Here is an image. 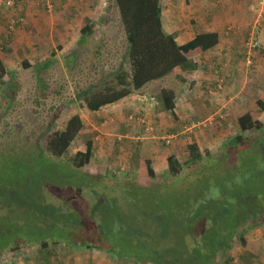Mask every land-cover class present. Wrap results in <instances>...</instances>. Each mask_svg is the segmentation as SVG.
<instances>
[{
    "label": "rangeland",
    "instance_id": "rangeland-1",
    "mask_svg": "<svg viewBox=\"0 0 264 264\" xmlns=\"http://www.w3.org/2000/svg\"><path fill=\"white\" fill-rule=\"evenodd\" d=\"M63 1L33 0L39 2L38 13L31 18L38 30L33 28L34 24H23L21 20L18 29L16 18H12V24L5 25V35L11 33L14 36L16 29L22 32L17 39L21 48L14 46L8 52L17 54L10 70L19 86L14 88L16 84H11L3 92L1 88L8 78L0 80V199L21 207L0 209V252L16 241L27 240L30 233L37 234L24 223L29 221L37 229L36 223L31 222L36 216L26 208H38L32 194L38 187L50 198L49 203L55 209H52L53 219L59 202L68 208L63 216H67V221L75 228L65 230V236L72 234L77 243H89L92 248L74 244L78 246L71 250L68 245L71 238L68 237L58 249L52 250L57 252L55 257L52 252L42 256L35 247H22L16 254L4 252L0 264H140V261L145 264H209L215 250L226 241L215 234L224 229L229 236L232 225L228 216L227 222L221 221L218 227L208 230L201 225L203 218L207 220L211 209L221 211L224 205L228 212L237 208L242 214L246 213L241 209L242 202L228 205L230 198H236L241 191H236L232 197L235 190L229 181L222 180L220 173L225 171L223 177L227 181L229 175L236 174L234 171L241 172L239 167L245 164L244 157L252 156L248 152H254L253 159L258 163L264 158V151L248 148L244 136L242 141H229L239 133L237 116L255 107L258 100L264 102V93L255 85L256 81L261 86L264 83L262 60L257 65H251L254 60H248L251 66L246 77L243 76L242 86L246 85V90L241 98L235 99L237 93L233 92L227 98L222 94L219 96L227 105L224 109L222 103L215 104L218 95L216 101H211L216 107L212 109L210 101H200L202 97L193 93L189 95L188 103L200 106L206 116L195 119L188 113L190 118L179 123L183 120L179 117L175 120L172 114L155 118L154 114L135 115L131 116V121L143 125L144 133L113 132L107 128L109 119L106 117L102 119L105 124L100 122L95 126V115L74 98L80 90L98 82L95 76L100 69L93 64L97 63L93 54L97 45L102 46L104 56L110 59L109 66L113 65L112 69L106 65V72L112 71L121 58L123 36L117 11L111 12L112 3L106 0H73L83 9L87 8L79 14L81 9L76 5L64 10ZM162 3L166 4V0ZM182 8L163 12L166 31H172L171 27L177 24L183 26L187 40L195 32L208 29L200 28L199 20L192 19L194 15ZM174 17L175 21H172ZM99 19L100 22L94 24ZM67 24H71L68 30L65 29ZM85 24H93V30L80 44V30ZM29 48L35 56H29ZM2 52L0 44V54ZM25 60L29 68L24 67ZM44 60H49V66L37 74L36 64ZM160 81L148 85L142 97L134 92L131 103L145 102L148 107L149 103L155 104L156 96L168 86V79ZM183 84L175 82L171 89L178 92ZM154 85L160 91L152 89ZM65 102L69 103L61 111L54 129H62L67 118L78 114L84 130L69 148L70 161L64 158L56 166L54 158L40 153L39 145H43L40 131L44 132L51 116L57 114V109ZM181 115L185 116L177 110L175 116ZM261 122L264 123V113ZM254 133L249 132L246 137ZM135 137L139 140H131ZM36 140H40L39 145ZM88 142L93 148V157L80 170L69 172L66 165L70 167L73 156L79 151L84 152ZM127 143H132L135 149H126ZM193 144L200 151L202 160L189 168L185 163L191 154L188 147ZM223 151L226 152L222 154ZM170 155L183 166L184 173L176 180L168 179L167 170L161 172L165 158ZM146 157L156 161L157 178L148 189H141L135 184L136 170L139 160ZM40 160L46 163L42 174L37 171ZM57 168L59 172H56ZM219 188H222L221 193ZM11 192H14L12 199L9 198ZM256 200L259 201L254 202L253 207L262 205L260 197ZM220 216L219 213V220ZM255 219L252 230L246 235V245L234 243L225 254L218 251L219 264H264V218ZM94 221L98 223V229Z\"/></svg>",
    "mask_w": 264,
    "mask_h": 264
},
{
    "label": "trees",
    "instance_id": "trees-1",
    "mask_svg": "<svg viewBox=\"0 0 264 264\" xmlns=\"http://www.w3.org/2000/svg\"><path fill=\"white\" fill-rule=\"evenodd\" d=\"M106 2L109 4L112 3L111 12L117 11L123 36V51L117 65L108 73L106 72L105 66L107 65L112 69L113 65L109 66L111 64V62L109 63L110 59L104 56L102 46L97 45L95 50H93L94 57L96 58L95 60L97 61V63L93 64L96 68L100 69L95 76L98 82L80 90L74 98L75 101L80 102L82 106L92 114H96L102 108L111 104L127 99L134 92H139L144 87H147V85L163 80L167 77L197 74L201 69L193 62V60L196 57L213 50L218 45L219 39L216 33L201 31L195 32L194 38L187 43L183 45L178 44L174 36L166 33L163 28L161 21L163 0H106ZM3 8L8 9L9 7L2 6L0 12ZM100 20L101 19L95 21L94 24H97ZM92 30L93 24H86L84 26L80 32L82 43L84 42L82 39L84 40L89 32L92 33ZM256 30L262 31L259 28ZM254 32L256 33L257 31ZM255 33L252 35L253 38H255V47L251 50V54L253 55L261 49V45L257 42L258 39L257 36H255ZM250 38L251 36L249 33V37H245L243 45H245ZM51 56H55V54L51 53ZM23 64L25 68L30 67L28 63L25 65L24 62ZM252 64L253 61L251 62V65ZM3 73L4 66L0 61V80ZM221 78L222 77H218L219 80ZM221 80L222 81L220 82H212L214 85V92H212V95L204 93L202 96L207 97V99H215L217 95L219 96L222 94L223 96L227 95V98L228 94L233 92L237 93V96L235 97L236 99L238 96L241 98L242 95H244L245 91L243 90H246V86L243 88L242 83H239L241 79H234V85L228 83V79H225V81L224 79ZM7 85L9 86L11 84L8 83ZM241 89L242 92H239ZM14 92H16V90ZM175 99L176 92L173 89H162L156 97L157 107L161 108L166 113L170 112L169 114H172L173 118H175L176 116L173 112ZM69 102L63 103L57 109V114L52 115L51 120L49 119L50 122L48 121L47 125L43 128L44 132L40 131L42 134L43 145H39L38 141L40 140L35 141L41 149V155L46 154L49 158H54L56 166L58 162L62 161L64 158L67 162L70 161L68 154L69 148L84 130V123L78 114L71 115L63 131L54 129L53 126L59 119L61 111L65 109V105ZM36 104L39 105L40 103L37 101ZM263 113L264 102L258 100L255 107L245 110L238 115L236 126L239 133L229 140L230 143L235 142V139L237 142L242 141V137L244 136L248 148H253L254 151L257 149L264 151V123L261 122ZM23 116L24 114H22V117ZM249 132L255 133L246 137V134ZM188 149L191 154L188 156L185 164L191 168V165L196 166L199 164L202 157L195 144L188 147ZM225 152L226 151H223L222 154ZM248 153L249 155H252V159L248 156L244 157L246 162L242 167H239L241 172L234 171L236 174L229 175L230 177L227 181L226 178L223 177L225 171L220 173L222 180L224 182L229 181L232 190H235L232 197L236 195V191H241V194L237 195L236 198H230L231 202L228 205L234 206V203L242 202L241 209L246 213L242 214L240 212L241 210L237 208H231V211L228 212L226 208L227 206L224 205L221 211L211 209V214L210 216H207V220L203 218L201 222V225L206 226L209 230L211 227H218L221 221L227 222L226 220L229 216L230 224L232 225L229 236L226 235L224 229L219 230V233L215 234L219 237L222 236L226 241L219 245L214 254L212 253L214 256L209 264H219L216 259L218 251H222L223 254H225L227 249L229 250L234 243H238L242 247L245 246L246 235L252 230L253 222L256 220L255 218H264V178L261 177L264 175V158H262L261 163L260 161L258 163L257 160L254 161L253 159L254 152ZM92 157L93 148L91 143L88 142L84 152L79 151L73 156L72 164H69L71 168L66 165L67 170L69 172L80 170L89 163ZM166 161L167 173L169 174L168 179L176 180L180 178L184 171L183 166L179 163L177 158L170 155L167 157ZM45 164V162L40 160V168L37 170L40 174L44 171ZM59 171L60 170L57 168L56 172ZM156 178L157 175L152 169L151 161L148 159L140 160L137 164L135 184L141 189H148L155 183ZM218 190H220L221 193L222 188H219ZM44 192L45 191L38 187V189L34 190L32 193L36 197V204L38 207L36 210L24 206V208L31 211L36 216V218H34L35 221L31 222L33 225L36 223L37 229H34L32 225L29 224V221L24 224L27 223V226H29L31 230L37 232V234L30 233L27 240L14 242L12 245L3 249V251L0 252V256L6 251L16 254L22 247H35L40 250L42 256H45L43 253L47 255L52 252L53 249H58L64 242L63 239L66 240L68 237L71 238L70 244H68L69 247L71 246V250L78 246L74 245L79 243L76 242V239L72 234L66 236L64 234L65 230L72 227L67 221L68 217L65 215L63 216V213L68 212V208L62 202H59V207L56 209L53 219L52 209L54 208L51 206V203H49L50 198H47V196L44 195ZM13 194L14 192H11L9 198L12 199ZM258 197L263 200L262 205L253 207L254 202L259 201L256 200ZM223 203L225 204V202ZM14 206L16 208L21 207L12 201L9 203L0 199V209L1 207L15 208ZM215 212H217V215H214ZM219 213L221 214V220L217 217ZM94 224L95 228L98 229V223L94 221ZM72 228L74 229L75 227ZM213 238L215 237L213 236ZM88 244L89 243H80L79 245L91 249L92 246ZM67 249L69 248L67 247ZM52 253L54 257L57 254V252L54 251ZM44 259L45 261L47 260L46 257ZM143 263L144 262L140 261V264Z\"/></svg>",
    "mask_w": 264,
    "mask_h": 264
},
{
    "label": "crops",
    "instance_id": "crops-1",
    "mask_svg": "<svg viewBox=\"0 0 264 264\" xmlns=\"http://www.w3.org/2000/svg\"><path fill=\"white\" fill-rule=\"evenodd\" d=\"M56 1V0H54ZM177 0H166V4L162 3V15H161V21L163 24V12L166 11V13H170V11L175 10V8H178L183 10L182 7H185L188 9L189 13L194 15L192 19H198V25L200 24V28H208L204 32H214L218 35V45L211 51L206 52L198 57H196L193 62L196 63L200 67V71L197 74L192 75H180V76H173V77H167L168 79V86L164 89H171V86L173 83H184L183 88L180 87L179 91L176 92V99L174 101V108L173 112L176 114L177 110L178 113L184 115L176 116L174 119L177 120V117L180 118L179 123L185 122L190 117L191 118H198L204 115L203 110L200 106L190 105L188 103L189 101V95L195 93L196 95H199V100H206L207 97L202 96V94H209L212 95L213 91V81L220 82L221 79L229 80L228 83L234 85V79H241L240 84L243 83V76L246 77L245 74H247V69L250 65H248V60H254L253 63L257 65L260 60L261 64L264 62V32L257 31L255 33V36H257V42L260 41L261 49L258 50L254 55L250 54L246 51V49L243 46V41L245 37H249V33H251L252 30V23L255 19L256 13H257V2L256 0H181V3L179 4V1L175 3ZM64 4V10L65 8H69L72 6H77V9L80 8L81 12H83L84 9L77 3H73V0H65L63 1ZM39 10V2L35 3L33 0H14V7L12 9L3 8L0 12V44H2L4 52L0 54V61L3 63L4 66V73L1 76V80H4L5 77L8 78L7 82L5 83L1 91H6L8 88V83L16 84V87L18 88V82L15 80V77L13 79L12 77V70H10V66L14 61V55L17 56V54H9L8 52L12 51V48L14 46L17 47V49L21 48L20 44L18 43V35L22 32V30H18L20 26L19 22L20 20L23 22V24H34L33 20H31L32 16L38 13ZM74 11V10H73ZM168 15V14H167ZM169 16V15H168ZM12 18H16L17 28L13 34L9 33L5 35L6 29L5 25L12 24L14 21ZM170 18V17H169ZM171 19V18H170ZM87 21V19L84 21V23ZM172 21H175V17ZM71 24H67L65 26V29L68 30ZM86 25V24H85ZM264 25V23H263ZM33 28L38 30V27H36V24H34ZM165 30V29H164ZM170 32L166 31V33L171 34L174 36L176 42L180 45H183L187 43L188 41L192 40L194 36H191V38L187 39L188 34L184 32L183 26H173L171 27ZM250 31V32H249ZM81 32V30H80ZM249 32V33H248ZM254 36V37H255ZM26 37V36H25ZM11 39L10 42L8 40ZM255 39V38H254ZM78 40V39H77ZM79 43L81 44V34L79 38ZM30 57L35 56L34 51L29 48L27 50ZM27 52H22L24 55L27 54ZM250 56L248 59L247 57ZM36 57H39L36 54ZM247 60V61H246ZM245 62V66L247 68H243ZM27 63V60H25V65ZM49 66V60L43 61L41 63L36 64V72L37 74H41L43 71H46V69ZM218 77H222L220 80ZM164 79V80H166ZM260 77H258V80ZM219 80V81H216ZM161 82V81H159ZM159 82H155L158 84ZM254 83V82H252ZM236 85V84H235ZM256 88H259L262 93H264V83L262 86L259 84V81L255 82ZM148 86V85H147ZM246 85L243 84V88H245ZM149 87H144L142 91H139V96H143L142 93H144V90ZM153 88H157L160 91L159 87H156L154 85ZM158 91V92H159ZM242 92V89L241 91ZM220 96V95H219ZM218 96V102H215V104H221L222 100ZM227 95L223 96L226 98ZM133 96H130L127 99L121 100L117 103L111 104L105 108H102L100 111L101 114L98 115L99 112L93 117L95 121L94 125L98 126L100 122H102L101 125L105 124L104 120L102 119L106 117V119H109V126L107 128H111L112 131H126L128 133H132L133 135L138 133H144L143 125H139L138 123H135V121H131V116L135 115H144V116H150L154 114L155 117H160L161 115L164 116L166 112H164L161 108L157 107V103L155 104L149 103L148 105L144 102L142 103H134L132 104L130 100H132ZM157 97V96H156ZM209 102V105L212 107V109H216L214 107L215 105L211 102L212 99H207ZM216 101V98L214 99ZM150 104L152 106H150ZM203 107L206 104V102L202 103ZM222 103V109L226 108ZM230 109V106L228 107ZM218 109V107H217ZM211 110V109H210ZM110 111V112H108ZM190 111V112H189ZM170 113V112H169ZM166 113V114H169ZM188 113H191L190 117L188 116ZM70 118V117H69ZM69 118L64 123V126L62 129L58 131H63ZM155 121V119H154ZM161 121V120H160ZM210 121V120H209ZM208 121V122H209ZM55 126V124H54ZM53 126V127H54ZM131 140H139V137L132 138ZM126 149H135L132 145V143H127ZM139 155V153H138ZM142 159H148L151 161L152 169L157 174V169L154 167L156 166L155 162L152 161L150 158H142ZM140 159V160H142ZM139 160V161H140ZM167 157L165 158V165H163L162 171L167 170Z\"/></svg>",
    "mask_w": 264,
    "mask_h": 264
},
{
    "label": "built area",
    "instance_id": "built-area-1",
    "mask_svg": "<svg viewBox=\"0 0 264 264\" xmlns=\"http://www.w3.org/2000/svg\"><path fill=\"white\" fill-rule=\"evenodd\" d=\"M256 2L258 10L252 23V29L255 31L259 28L262 32H264V0H256ZM2 6L11 8L13 6V0H0V8ZM254 31L250 33L251 38L245 43L246 48H248L247 52L249 55L251 54V50L255 47L254 38L252 36Z\"/></svg>",
    "mask_w": 264,
    "mask_h": 264
}]
</instances>
